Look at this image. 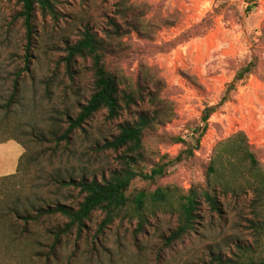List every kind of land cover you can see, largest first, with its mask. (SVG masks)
Returning <instances> with one entry per match:
<instances>
[{
  "label": "rangeland",
  "instance_id": "obj_1",
  "mask_svg": "<svg viewBox=\"0 0 264 264\" xmlns=\"http://www.w3.org/2000/svg\"><path fill=\"white\" fill-rule=\"evenodd\" d=\"M118 1L57 0L58 20L38 11L36 42L26 71L25 32L22 22L15 19L21 2L0 0V143L15 139L26 149L18 174L0 183L2 263L211 264L215 254L229 264L264 261V230L258 231L253 224L251 194L239 202L225 199L220 215L202 202L195 231L172 248H165L163 239L178 226L174 209L147 213L149 224L143 233L135 232L138 219L125 213L100 234L105 214L97 211L87 222L82 239L77 241L73 233L59 248L57 259L49 261L45 256L52 234L65 219H40L30 223L24 233L25 223L13 208L20 214L57 203L75 208L83 196L61 182L83 177L101 180L120 168L123 152L101 147L118 135L119 125L136 122L140 114L154 109L149 95L159 97L158 102L167 104L170 111L168 121L146 137L141 163L146 173L196 146L204 111L220 102L237 72L252 62V74L209 119L194 156L166 165V175L157 185L184 193L194 186L205 187L206 166L215 148L238 132L246 134L264 163V0H136L151 30L148 39L132 33L120 41L126 48L119 64L121 89L148 73L145 101L124 110L114 121L101 111L69 141L58 143L68 128V117H75L94 91L89 58H77L67 71V45L79 40L81 26L88 19L104 38L110 20L121 22ZM208 25L205 34L189 38L190 32H201ZM15 82L19 84L16 103L6 108ZM155 188L137 178L129 193Z\"/></svg>",
  "mask_w": 264,
  "mask_h": 264
},
{
  "label": "trees",
  "instance_id": "obj_2",
  "mask_svg": "<svg viewBox=\"0 0 264 264\" xmlns=\"http://www.w3.org/2000/svg\"><path fill=\"white\" fill-rule=\"evenodd\" d=\"M85 1V0H82ZM136 0H119L117 2V14L121 22L110 20L109 30L105 31V37L100 38L95 32L92 20L82 25L79 40L74 44H68L67 56L64 58L69 72L77 58L87 59L92 62L94 77V91L87 103L80 107V112L75 117H68V128L57 140L69 141L70 136L77 130H83L91 119L101 111L107 113V120L118 119L124 110H130L138 102L145 101L143 92L145 83L149 81L148 73L143 79L131 82L126 90L121 89L123 77L120 75V66L126 48L120 41L132 33L138 34L143 39H148L151 26L146 23L142 7ZM21 9L16 13L15 19L22 22L26 39V71L29 69L31 51L34 48L37 35L36 19L40 11L43 17L51 16L58 20L56 9L57 0H20ZM138 7L141 9L139 11ZM247 8L251 12L252 8ZM210 23V22H209ZM211 26H203L201 32L189 33V38L205 34ZM188 38V33H186ZM118 42V43H117ZM116 54L117 57L114 55ZM118 60V61H117ZM255 63L244 66L237 72L233 81L228 85L220 102L204 111L201 130L196 146L186 149L178 157L164 165H157L150 173H146L142 167L144 159L145 140L150 131L162 126L168 121L170 108L159 97L150 96V103L154 109L151 112H143L138 120L133 123L119 125V133L106 140L102 150L123 152L120 156V168L110 172L108 178L101 180L93 178H81L78 181L70 180L61 182L64 187H72L83 196L75 208L62 203L47 206L35 210L32 214L25 212L20 214L18 208H13L16 203H9L13 213L24 221L25 232H28L30 223L38 222L43 218L60 216L65 219L62 227L52 235V244L45 260L57 259V252L64 240L73 233L77 235V241L82 239L87 229V222L93 214L102 211L105 218L102 221L98 233H103L122 214L132 213V218L138 219L136 233H143L149 224L147 213L155 215L162 209H174L178 214V226L167 238H164V247L172 248L176 243L182 242L195 231L198 220V211L201 203L208 205L212 212L222 214V203L225 199L232 198L239 202L248 194L252 195L251 208L256 219L253 222L256 229L264 230V163L259 152L249 143L244 132H238L220 142L214 150L211 161L206 166V186L202 188L191 187L186 193L176 187L157 185L158 181L166 175L165 167L169 163L181 162L194 156V151L199 149L200 138L208 129V121L211 116L229 101L231 93L237 90V86L243 83L252 74ZM19 93V84L15 82L14 90L6 108H11L16 103ZM182 141V140H181ZM12 177L0 178V183L10 181ZM141 178L149 184L155 185L153 190L144 189L139 192L129 193L132 182ZM131 218V219H132ZM98 237V236H97ZM96 237V238H97ZM41 256V254H36ZM211 264H229L221 255H212ZM76 254L74 255V258ZM239 264H264V261L240 262Z\"/></svg>",
  "mask_w": 264,
  "mask_h": 264
},
{
  "label": "crops",
  "instance_id": "obj_3",
  "mask_svg": "<svg viewBox=\"0 0 264 264\" xmlns=\"http://www.w3.org/2000/svg\"><path fill=\"white\" fill-rule=\"evenodd\" d=\"M26 154L24 145L10 139L0 143V178L16 176ZM0 264H3L0 259Z\"/></svg>",
  "mask_w": 264,
  "mask_h": 264
}]
</instances>
